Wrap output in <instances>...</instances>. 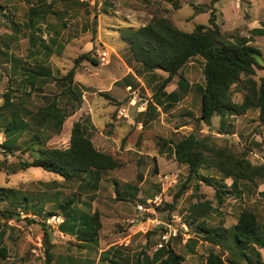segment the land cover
<instances>
[{"label": "rangeland", "instance_id": "rangeland-1", "mask_svg": "<svg viewBox=\"0 0 264 264\" xmlns=\"http://www.w3.org/2000/svg\"><path fill=\"white\" fill-rule=\"evenodd\" d=\"M148 1L106 0L101 7H93L79 0H47L52 3V13L37 20L39 41L33 47L32 29L27 27L28 12L42 0H0V52L7 53H0V105L11 90L13 110L22 102L36 112L63 91L60 79L75 67L82 55L90 53L99 65L82 61L74 81L83 90V105L66 120L62 133L45 143V147L67 148L73 125L83 121L95 147L122 162L120 169L97 174L95 179L82 173L66 181L41 168L19 170L20 163L32 162L36 155L35 151L27 150L34 133H25L19 138L18 151L8 154L0 150V209L19 214L12 220L0 218V243L7 250V257H0V264H136L139 257L143 260L144 255L152 257L158 250H166L167 243L163 240L166 234L172 235L168 240L170 246L185 257L183 264H205L211 252L220 253L226 259L227 252L196 239L203 234L198 229V221L188 224L190 207L202 199L217 209L204 220L209 228L230 229L244 209L254 211L263 226L264 204L258 192L264 191V185L259 188L246 185L240 198L226 195L220 205L213 187L193 180L189 189L176 199L188 183L189 169L177 163L169 151L163 153L161 145L181 140L197 126L201 95L195 85L204 84V61L194 58L184 67L181 74L192 89L184 90L178 104L169 107L164 100L157 107V115L147 113L150 105L155 106L153 95L168 74L157 70V80H153L152 74L143 72L129 45L123 41L121 31L150 21L151 14L144 10ZM152 2H158L164 15L184 31H193L196 24H209V13L200 14L191 22L188 18L194 15V10L189 6L179 10L191 1ZM43 44L49 46L48 52H53L46 64L56 81L43 89L26 88L24 71L37 67L29 52H45ZM254 46L262 52L259 62L264 66V42ZM104 53L108 54L105 61L102 60ZM129 74L132 77L124 81ZM263 75L264 71L257 70L256 79ZM179 78L180 74L172 83L177 84ZM171 84L166 90H170ZM180 91L183 90L178 88ZM135 97L140 99L137 106L131 104ZM234 101L240 103L242 95H234ZM122 108L127 110L126 115L119 116ZM220 122V117H214L212 128L200 126L199 133L213 136L218 144H227L236 152H247L253 164L264 162V124L259 120L258 111L229 117L222 129ZM201 174L221 186L223 177L216 171L202 170ZM174 180L177 184L172 187ZM224 184L227 189H221L230 191L232 180L226 179ZM160 194H163L161 206L149 204ZM69 200L80 214L99 213L102 227L96 243H82L75 236L59 232L58 226L64 220L60 206ZM169 204L175 209H169ZM138 205L155 207L156 214L139 212ZM49 213L56 216L51 217ZM161 243L164 249H159ZM253 264L260 263L254 260Z\"/></svg>", "mask_w": 264, "mask_h": 264}, {"label": "trees", "instance_id": "trees-1", "mask_svg": "<svg viewBox=\"0 0 264 264\" xmlns=\"http://www.w3.org/2000/svg\"><path fill=\"white\" fill-rule=\"evenodd\" d=\"M215 2L216 0H212L210 5L194 7L196 14L210 12L209 24H197L193 31L187 32L178 28L172 19L164 15L158 2L153 3L149 0L144 10L151 14L150 21L138 28L130 27L122 30L121 36L129 45L135 61L143 67V72L152 74L153 80H157V70L168 74L167 78L161 80L153 95L155 106L150 105L147 113L152 112L157 115V107L163 105L164 100L169 107L178 104L184 96V90L190 89L186 79L180 75L178 81L179 89L183 91L168 94L165 91L167 86L191 59L200 58L204 61L205 81L203 85H197L198 93L201 95V116L196 120L197 126L188 136L177 142H164L161 148L163 153L169 151L177 163L189 169L188 183L181 188L176 199L189 189L188 185L191 181L200 180L216 190L217 199L222 205L224 196L234 195L240 198L247 188L246 185L259 188L264 184V162L253 164L247 152H236L227 144H218L213 136H202L199 127L204 125L211 129L213 118L220 117L222 129L226 126L227 118L244 116L252 110L258 111L259 120L264 124V75L256 79L257 70L264 71V66L259 62L262 52L249 45L248 41L233 42L224 37L217 24L216 12L214 8H210ZM52 8V3L42 0V3L29 9L27 27L32 29L30 42L33 47L39 41L36 31L37 20L51 14ZM43 47L46 49H43L45 52H29L30 59L37 67L35 70L24 71L27 73L26 81L23 82L26 88L30 86L43 89L50 82L56 81L46 64L53 52H46L50 50L48 45L43 44ZM0 53L7 55L6 52ZM82 61L99 65L90 53L82 55L76 61L75 67L60 79L64 84L63 91L36 112L22 102L19 103L17 110H13L15 103L9 93L11 90L5 94L4 102L0 105V133H5L6 141L1 151L8 154L18 151L19 138L25 133H34L31 138L33 142L27 146V150L35 151L36 155L32 162L20 163L19 170L41 168L66 181H72L78 174L83 173L89 179H95L97 174L112 172L122 167V162L118 158L95 147L88 135V126L83 121L73 125L67 148L45 147V143L62 133L66 120L83 105V90L74 83L77 69ZM129 77L132 75L126 76L124 81L128 82ZM127 86L131 84L128 83ZM237 94L242 95L240 103L234 101V95ZM25 95L29 96V93L25 91ZM202 170H214L219 173L223 177L219 184L221 186H217L213 178L201 174ZM226 179L232 180L230 191L221 189L226 188L224 184ZM258 197L264 204V191H259ZM72 204V200H69L65 205L60 206L64 220L58 226L59 232L75 236L82 243H96L102 227L99 213L80 214ZM168 207L175 209L170 204ZM216 210L209 201L202 199L190 207L189 219H187L190 226L196 221L199 222L198 229L203 234L196 239L219 247L228 254V258L225 259L222 254L211 252L205 264H241L242 262L253 264L254 260L264 264L262 254L264 224L260 226L258 215L254 211L244 209L237 223L230 229L209 228L204 220ZM49 216L56 214L49 213ZM1 217L12 220L19 217V214L0 209ZM166 246V250H158L159 252L152 257L144 255L146 258L143 260L139 257L136 264L185 262V257L178 254L169 243ZM161 249H164V246ZM47 256L50 258L49 250ZM0 257L2 259L7 257V250L1 243ZM114 264L118 263L114 262Z\"/></svg>", "mask_w": 264, "mask_h": 264}, {"label": "crops", "instance_id": "crops-1", "mask_svg": "<svg viewBox=\"0 0 264 264\" xmlns=\"http://www.w3.org/2000/svg\"><path fill=\"white\" fill-rule=\"evenodd\" d=\"M185 1L191 2L187 5L180 6L181 8L179 10L183 9L185 6L191 7L194 10V15L188 18L191 22L195 20L196 16L203 14H196L194 9L195 6L212 4V0ZM238 1L239 4L237 3ZM210 8H214L217 16V24L220 26L221 32L226 39L233 42L248 41V44L252 46H254V43L264 42V0H216ZM206 13L210 14V12ZM183 69L180 71V75H182L181 72ZM128 88H131V86H128ZM178 88V82L177 84L172 83L170 90L165 91L170 94L178 92ZM189 88L192 89L191 86H189ZM195 89L198 90L197 84L195 85ZM142 110L144 111L145 109L143 108Z\"/></svg>", "mask_w": 264, "mask_h": 264}, {"label": "built area", "instance_id": "built-area-1", "mask_svg": "<svg viewBox=\"0 0 264 264\" xmlns=\"http://www.w3.org/2000/svg\"><path fill=\"white\" fill-rule=\"evenodd\" d=\"M79 1L81 3L89 4V5L93 6V7H101L106 0H79ZM237 3L239 4V1ZM107 58H108V54L104 53L103 56H102V60L105 61ZM139 100H140L139 97H135L134 100L131 102V104L134 105V106H137V102ZM126 111L127 110L124 109V108L120 109L119 116L126 115L125 114ZM139 111H140V109H139ZM5 141H6V135H5L4 132H1L0 133V150L2 149V146H3ZM176 184H177V180H174L172 182L171 186L173 187ZM149 204H153L156 207L161 206L163 204V194H160V195L156 196L153 200H151L149 202ZM137 209L139 210V212L149 213V214H153V215H155L156 211H157V209L155 207L147 208V207H144L143 205H138ZM56 219H57L56 217H53V221H56ZM58 221L60 222L59 218H58ZM171 237H172V235H167L166 234V235L163 236V240L166 241V243H168V240L171 239ZM162 247H163V244L161 243L159 245V249H161Z\"/></svg>", "mask_w": 264, "mask_h": 264}]
</instances>
